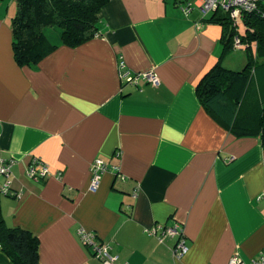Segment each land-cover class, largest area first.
Returning a JSON list of instances; mask_svg holds the SVG:
<instances>
[{
  "label": "crops",
  "instance_id": "0c3cea01",
  "mask_svg": "<svg viewBox=\"0 0 264 264\" xmlns=\"http://www.w3.org/2000/svg\"><path fill=\"white\" fill-rule=\"evenodd\" d=\"M16 0L0 2V148L13 159L9 227L39 240V264H105L79 237L96 233L115 264H228L264 247V144L237 135L202 104L197 85L224 56V26L178 0H109L99 31L60 44L37 67L13 49ZM200 23V27H196ZM131 76L122 79L120 62ZM227 67V66H226ZM154 71L159 84L138 73ZM41 157L50 175H28ZM233 157V159H232ZM108 169L97 190L90 167ZM4 178L0 177V184ZM183 225L178 236L151 232ZM0 264H15L0 246Z\"/></svg>",
  "mask_w": 264,
  "mask_h": 264
},
{
  "label": "trees",
  "instance_id": "16d2710c",
  "mask_svg": "<svg viewBox=\"0 0 264 264\" xmlns=\"http://www.w3.org/2000/svg\"><path fill=\"white\" fill-rule=\"evenodd\" d=\"M16 1L17 11L12 20L14 55L20 65L32 67H37L60 44L73 47L95 37L99 31V12L109 2ZM241 17L248 27L247 36L239 33L238 25H234V20L228 13L215 12L209 20H216L224 26V55L231 48L235 49L236 35L241 38L242 43L247 44V48H251L250 42L255 40L256 53L249 56L241 71L227 68L218 61L198 83L197 93L208 112L225 127L237 135H259L264 144V61L255 60L257 57L264 59V3L254 11L244 12ZM256 82L259 84L260 102L247 98L251 86ZM259 109L255 118L248 121L249 112L254 113ZM0 246L15 264H39L38 238L26 229L6 224L1 208V193ZM86 246L94 255L92 248Z\"/></svg>",
  "mask_w": 264,
  "mask_h": 264
},
{
  "label": "built area",
  "instance_id": "2783aa9c",
  "mask_svg": "<svg viewBox=\"0 0 264 264\" xmlns=\"http://www.w3.org/2000/svg\"><path fill=\"white\" fill-rule=\"evenodd\" d=\"M264 0H181L179 4L184 14L188 15L193 9L198 8L203 16H207L210 13L223 12L228 13L234 20V25H238L237 18L244 12L254 11L260 4H263ZM200 23H197L196 27ZM241 38L236 35L234 37V46L240 47L242 45ZM120 75L122 79H126L131 76V71L127 68L125 61H121ZM143 77L149 82L159 84V77L154 71H146L138 73L135 79ZM233 159V157H232ZM13 159H5L1 154L0 148V177L4 178V182L0 184V191L4 194H13L12 186V166ZM108 169L107 163L103 158H96L90 167V189L95 191L98 189L104 173ZM28 175L34 180H40L50 175L49 165L43 161L41 157H33L28 167ZM160 230L158 238L163 241L165 237L178 236L176 244L173 246V253L176 257L183 256L189 250V246L186 243V237L184 234L183 225L176 222L173 226H165L161 223H156L151 232L156 233ZM79 237L85 245H89L92 248L94 256L101 259L105 264H115L119 256L110 252V246L100 241L93 231L80 229ZM228 264H264V247L259 252V255L252 258L250 261L244 260L239 255H234L229 259Z\"/></svg>",
  "mask_w": 264,
  "mask_h": 264
},
{
  "label": "rangeland",
  "instance_id": "374dc122",
  "mask_svg": "<svg viewBox=\"0 0 264 264\" xmlns=\"http://www.w3.org/2000/svg\"><path fill=\"white\" fill-rule=\"evenodd\" d=\"M220 13V12H219ZM238 21V30L239 33L243 36H247L248 31H247V24L245 23L244 19L239 16L237 18ZM251 44V48H247V44L243 43L240 47H236L231 48L229 51L226 52V54L223 56L222 59V64L224 66H227V68H230L234 71H241L244 69V67L246 66L247 62H248V58L251 54L256 53V41L255 40H251L250 42ZM255 60H258L259 62H263L264 59L261 57H257ZM245 96V95H244ZM243 96V97H244ZM242 97V99H243ZM248 99H251L253 101H262L261 95H259V84L258 82L254 83L249 92H248ZM241 99V100H242ZM251 102V101H249ZM260 112V109L254 113L249 112L248 115V121H250L252 118L254 119L255 116ZM245 260V259H244Z\"/></svg>",
  "mask_w": 264,
  "mask_h": 264
}]
</instances>
